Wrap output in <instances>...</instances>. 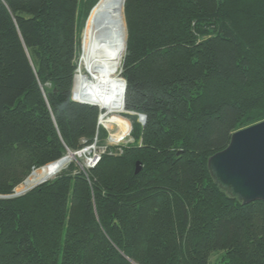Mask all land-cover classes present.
<instances>
[{"label":"trees","instance_id":"trees-1","mask_svg":"<svg viewBox=\"0 0 264 264\" xmlns=\"http://www.w3.org/2000/svg\"><path fill=\"white\" fill-rule=\"evenodd\" d=\"M78 2L0 0V196L99 132L98 108L71 96ZM123 3L121 75L169 104L130 92L125 108L146 116L143 128L132 117L140 147L0 199V264H264V202L243 205L207 169L264 121V0Z\"/></svg>","mask_w":264,"mask_h":264},{"label":"bare ground","instance_id":"bare-ground-1","mask_svg":"<svg viewBox=\"0 0 264 264\" xmlns=\"http://www.w3.org/2000/svg\"><path fill=\"white\" fill-rule=\"evenodd\" d=\"M83 27L81 54L73 79V96L78 103L93 107L97 105L106 110L105 115L97 123L114 126L117 129L116 134L111 136L115 142H118L120 138L125 137L124 123L116 117L124 111L125 86L121 79H117L121 70V59L126 51L127 38L121 3L118 0H105L93 6ZM72 156L68 153L60 161L44 167L42 173L52 172L67 161L65 158L75 159ZM43 179L45 178H38L33 174L30 181H36L35 184L38 185L34 187H37L42 184L40 182H45ZM25 181L19 188H15L19 194L26 193V190H22L24 184L25 187L31 184Z\"/></svg>","mask_w":264,"mask_h":264},{"label":"rangeland","instance_id":"rangeland-1","mask_svg":"<svg viewBox=\"0 0 264 264\" xmlns=\"http://www.w3.org/2000/svg\"><path fill=\"white\" fill-rule=\"evenodd\" d=\"M103 1H105V0H97L96 1V4L94 6H96L98 3H101ZM123 1H125V0H118V2L121 3L122 11H123V7H124ZM77 5H78V8H77V16H78L79 19H77V25L75 26V28H76V30H75V37L77 39V43L79 42L80 44L77 45L78 53H77V59H76V66H78V60H79V57H80V54H81V50H80V47H81V36H80V34L82 35L81 30H82V28H84V27H82L83 20L86 19L85 16H84V14H85V12H89L90 13V11H91L90 9L92 7V1L91 0H79V2H78ZM89 13H88V15H89ZM237 30L240 32L239 33L240 35L243 34V35L246 36L247 42H250V41L253 40L252 39L253 38V34L248 30V28L246 27V25L245 26L244 25H241V27L240 28H237ZM213 31H214V28L212 26H209L206 29V33H209V34H214ZM127 33H128V31H127V25H126V37H127ZM208 36L209 35L203 36L202 34L201 35H199V34L197 35L196 34V37L195 38H196L197 43H199L202 40H206L208 38ZM139 38L142 41L145 39V37L144 36H141V35L139 36ZM126 39H128V37ZM126 45H127V42H126ZM124 55H125V53L123 54L122 59H123ZM122 62H123V60L121 61V64H122ZM121 73H122V71L120 70V74H118V77L119 78L117 77V79H119V80L121 79L122 83H124V86H125L124 87V93H125L124 94V97H125L126 101H127V98L129 99V93L130 92H131V94H133V92H135L136 96L134 94L132 96L133 97L134 96L137 97L136 99H138V101L140 100V98L142 96L140 106L142 104H145V103H149L150 104L152 99H155L156 101H158V99L161 101V98L163 99V97H164L163 94L164 93L161 92V90H160L161 88L160 89L158 88V90L155 91L153 88L152 89L150 88L149 84H146V85H142L141 84L138 87L137 86H132V89L129 90L128 89V82L125 81V78H123V75H121ZM74 74H75V72H74ZM73 79H74V77L72 78V83H71V85H72V89H71L72 100L75 99L74 96H73V89H74ZM75 102H77V100ZM166 102H168V97L164 98V101L163 102L161 101V104L168 106L169 103H166ZM123 103H124V101H123ZM130 103L131 104L134 103V104H137L138 105V103H135L134 100H132V102L130 100ZM79 104H81V103L79 102ZM125 106H126V102H125V105H124V111L122 113H119L118 115H116V117H118V119L121 120L124 123V125H123V134L125 135V137L120 138V140L118 141L119 142V146L118 147L113 146L112 142H115V141L113 140V138L111 136L112 134H116V130L117 129H115V127L112 126V125H110V124H100V123H97V127L96 128L99 129V132L96 131V134H95V137L93 138V140H96L98 142V147L99 148L105 149V152H106V156L105 157H107V158H110V157L111 158H120L122 155H124L125 150L132 149V147H140L141 144H142V139H141L142 132H140L139 135L136 137L137 133L135 132L136 130L133 127V121H134V119L132 117H136L137 118L136 122H138L140 124V128H143L144 125H142V123L140 122V117L139 116L142 117V116H145V115L144 114H140V113H138V112H136L134 110H129L128 108H125ZM96 107L99 110V115H98V121H99L100 118L103 115H105L104 113L106 112V110L104 108H102L101 106H97L96 105ZM145 118H146V116H145ZM118 142H115V143H118ZM82 149H79V150H77L75 152L81 151ZM75 152H70V154L73 155L72 157H74L75 159H73V158L70 159V157L65 158L67 161L64 160L65 161V163L63 162L64 163V166H63V163H62V164H60L59 167L55 168L52 172H48L47 174L46 173H42L41 170L44 167L40 170L41 172L40 171H37V170H34L36 173L33 171L32 174L25 181V183L28 181L31 184L30 185H27L28 187H25L24 186L25 184H24L22 190H26V192H27L32 187L38 185V184H35L36 181H34V180H31L30 181V178H31V176H33V174H36V176L38 178L44 177L46 180L45 179H43V180L46 181V182H49L51 180H54V178L57 175H59V174L62 173L61 171L59 173H57L61 169L62 166L65 168L64 171L62 170L63 172H65L66 170H68L70 166H73L74 167V171L72 172V175L71 176H75L79 172L82 175H85L86 174V170L84 168V163H85V160L87 159L88 156L82 157V158L81 157H78L77 158V155L75 154ZM66 156H64V157H66ZM40 183H42V182H40ZM29 187H30V189H29ZM16 194L20 195L18 191H17ZM222 255H223L222 253L213 254L210 257V260L209 261L211 262V264H217V263L220 262V259H221Z\"/></svg>","mask_w":264,"mask_h":264},{"label":"water","instance_id":"water-1","mask_svg":"<svg viewBox=\"0 0 264 264\" xmlns=\"http://www.w3.org/2000/svg\"><path fill=\"white\" fill-rule=\"evenodd\" d=\"M139 117L144 125L145 116ZM207 169L218 188L243 205L264 202V121L234 132L226 148L209 158ZM140 170L141 165L137 163L135 174ZM29 192L20 195L14 192L0 199L20 198Z\"/></svg>","mask_w":264,"mask_h":264},{"label":"built area","instance_id":"built-area-1","mask_svg":"<svg viewBox=\"0 0 264 264\" xmlns=\"http://www.w3.org/2000/svg\"><path fill=\"white\" fill-rule=\"evenodd\" d=\"M112 144L116 147L119 146V142H112ZM75 154L77 155V158L88 156L84 163V168L86 171L98 166L102 158L106 156L105 149L99 148L98 142L96 140H93L91 144H86V146L81 151L75 152Z\"/></svg>","mask_w":264,"mask_h":264}]
</instances>
